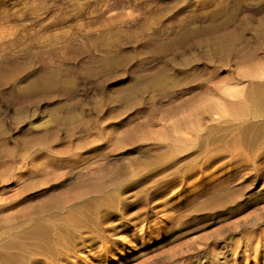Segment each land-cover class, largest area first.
<instances>
[{"label": "rangeland", "instance_id": "obj_1", "mask_svg": "<svg viewBox=\"0 0 264 264\" xmlns=\"http://www.w3.org/2000/svg\"><path fill=\"white\" fill-rule=\"evenodd\" d=\"M0 264H264V0H0Z\"/></svg>", "mask_w": 264, "mask_h": 264}, {"label": "bare ground", "instance_id": "obj_2", "mask_svg": "<svg viewBox=\"0 0 264 264\" xmlns=\"http://www.w3.org/2000/svg\"><path fill=\"white\" fill-rule=\"evenodd\" d=\"M232 104V103H231ZM234 105V104H233ZM239 107V106H238ZM240 110V109H239ZM56 218V217H55ZM57 230V229H56ZM63 245V242L61 241V240H57L56 242H55V245H53V246H55L56 248H58V247H61Z\"/></svg>", "mask_w": 264, "mask_h": 264}]
</instances>
